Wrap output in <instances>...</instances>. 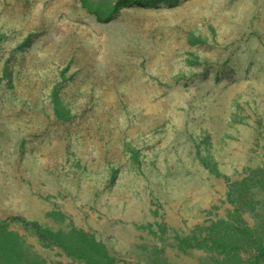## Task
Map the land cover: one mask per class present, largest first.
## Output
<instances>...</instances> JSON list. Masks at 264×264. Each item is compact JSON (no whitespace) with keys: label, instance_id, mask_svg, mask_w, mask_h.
<instances>
[{"label":"rangeland","instance_id":"1","mask_svg":"<svg viewBox=\"0 0 264 264\" xmlns=\"http://www.w3.org/2000/svg\"><path fill=\"white\" fill-rule=\"evenodd\" d=\"M113 1L0 0V220L45 264L85 263L9 218L85 230L115 264L247 263L264 242V0L98 21Z\"/></svg>","mask_w":264,"mask_h":264},{"label":"trees","instance_id":"2","mask_svg":"<svg viewBox=\"0 0 264 264\" xmlns=\"http://www.w3.org/2000/svg\"><path fill=\"white\" fill-rule=\"evenodd\" d=\"M85 4L87 0H81ZM145 2L151 0H114L110 10L106 14L99 11H93L97 20L107 22L112 15L116 13L120 6L130 4L132 2ZM157 1V0H153ZM91 7V4L87 3ZM2 34L0 33V39ZM55 113L58 118H65L69 115V110L61 105L56 94L54 95ZM9 221H21L24 228L32 231L38 240L47 246H57L61 248L68 256L79 259L85 264H115L116 258L109 254L105 244L97 240L85 230L72 227L70 230L58 229L54 230L48 226L42 225L36 220H29L21 216H12ZM245 229V228H243ZM251 232L247 228L244 230L249 238ZM223 249L225 241L215 238ZM232 248L238 249L242 246L239 243H230ZM264 261V242H257V252L253 258L245 264H261ZM0 264H45V259L32 249V246L17 231L11 229L7 220H0Z\"/></svg>","mask_w":264,"mask_h":264},{"label":"crops","instance_id":"3","mask_svg":"<svg viewBox=\"0 0 264 264\" xmlns=\"http://www.w3.org/2000/svg\"><path fill=\"white\" fill-rule=\"evenodd\" d=\"M197 77V76H196ZM178 80V79H177ZM198 81V80H197ZM199 82H203V79H199ZM186 84V83H185ZM184 84V85H185ZM189 98L187 97L186 98V100H188ZM172 101V100H171ZM184 101H182V103H183ZM57 117V116H56ZM72 118V113H69V115L67 116V117H65V118H58L57 117V119L58 120H62V121H68V120H70ZM208 121V120H207ZM207 126H208V123H207V125H206V127H204V125H203V128H207ZM213 129V128H212ZM212 129H210V127H208V132H207V134L208 135H210V136H213L214 135V133H212L213 131H212ZM195 134L197 133V131L196 132H194ZM193 133V134H194ZM203 134H204V132H203ZM123 145H126V146H129L128 145V143L127 142H125ZM130 151H132L133 152V156L131 157V158H133V159H135V157L137 158V160L139 159V157H138V150H135V147H133V146H130ZM135 152H136V155H135ZM138 164H139V166H140V159H139V161L137 162ZM197 164V166H199V167H201V164L199 165L198 163H196ZM112 173H110L109 175H107V176H109L110 178H111V180L113 181L114 180V178H115V173H113L112 175H111ZM133 180L135 179V178H132ZM117 185H120L119 184V180L117 181ZM119 189V191L120 192H122V193H125V192H127V190H124V189H122V188H118ZM51 194H52V197H54L55 195H57L58 194V188H56V186L54 187V186H52V190H51ZM122 200V199H121ZM46 209H51V210H53V211H57V212H60V210H57V209H54V204H52V206H48V207H46ZM54 214V213H53ZM40 223V222H39Z\"/></svg>","mask_w":264,"mask_h":264}]
</instances>
